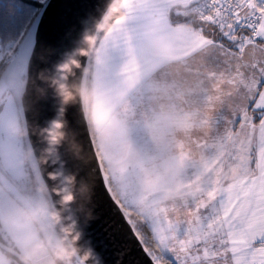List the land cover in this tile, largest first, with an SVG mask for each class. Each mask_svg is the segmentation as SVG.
Instances as JSON below:
<instances>
[{
  "label": "snow or ice",
  "instance_id": "obj_1",
  "mask_svg": "<svg viewBox=\"0 0 264 264\" xmlns=\"http://www.w3.org/2000/svg\"><path fill=\"white\" fill-rule=\"evenodd\" d=\"M99 5L0 0V93H26L37 54L54 60ZM103 22L82 107L125 245L111 259L91 223L94 252L102 264H264V0H118ZM21 119L22 103L0 108V264H50L29 219L50 224L45 198L22 191Z\"/></svg>",
  "mask_w": 264,
  "mask_h": 264
},
{
  "label": "water",
  "instance_id": "obj_2",
  "mask_svg": "<svg viewBox=\"0 0 264 264\" xmlns=\"http://www.w3.org/2000/svg\"><path fill=\"white\" fill-rule=\"evenodd\" d=\"M117 1L100 0L99 7L86 26L87 31L77 34L65 51L57 54L54 60L47 50L38 53L27 83L26 93L22 96L11 93L17 105L23 104V113L26 116V119H22L23 132L32 175L42 185L53 214L59 217L58 224L78 264H102L101 258L94 252L85 232V228L91 223L94 224L98 237L110 245L111 259H121L120 251L125 241L114 230L108 203L97 188L94 156L88 140L87 121L82 101L78 98L75 103L67 105L61 114L62 105L52 86V81L60 78L58 66L73 60L78 61L81 69L75 70V74L69 77L67 83L71 87L78 88L85 95V88L89 83L85 77H90L91 66H85L83 61L92 62L96 51L97 33L103 23V13ZM63 10V4H59L54 9L53 15L60 14ZM82 52H87V57L82 56ZM7 93V91L0 93V101ZM54 120L65 122L67 139L54 151L53 155L45 157L48 146L40 135V131L48 128ZM44 158L47 159L46 164L41 163ZM33 163L38 170V176L33 172ZM50 174L56 175L58 179L55 181L49 179ZM73 178L74 184L67 183V180ZM0 182L4 184L3 181ZM65 188L75 194V202L68 206H61L60 197L54 195L53 190ZM34 219L44 239L51 244L50 235L45 236V233H48V227H41L36 217ZM66 228H71L72 235L65 234ZM77 234L79 239L74 243L73 237Z\"/></svg>",
  "mask_w": 264,
  "mask_h": 264
},
{
  "label": "clouds",
  "instance_id": "obj_3",
  "mask_svg": "<svg viewBox=\"0 0 264 264\" xmlns=\"http://www.w3.org/2000/svg\"><path fill=\"white\" fill-rule=\"evenodd\" d=\"M82 56L87 57V52H82ZM81 69V64L78 61H70L58 66L57 71L61 73L59 80L52 81V86L55 88L56 94L62 105L61 114H63L67 105L75 103L79 98L81 101L84 100V94L78 88L69 86L67 83L69 77L75 74V70ZM63 81V82H61ZM66 124L63 120H54L48 128L40 131V135L43 137L44 142L47 144L45 150V157L54 154V151L59 148L67 139V133L65 132ZM42 164L47 163V159L41 160ZM49 179L55 181L58 177L54 174L49 175ZM74 178L67 180V183L74 184ZM54 195L60 197L61 206H68L75 202V194L69 191L67 188L62 190H53ZM53 219L59 222L58 216H53ZM66 235H72L71 228L64 229ZM79 239V234L73 237L75 243ZM63 254L62 252L60 253Z\"/></svg>",
  "mask_w": 264,
  "mask_h": 264
},
{
  "label": "rangeland",
  "instance_id": "obj_4",
  "mask_svg": "<svg viewBox=\"0 0 264 264\" xmlns=\"http://www.w3.org/2000/svg\"><path fill=\"white\" fill-rule=\"evenodd\" d=\"M96 51H97V49H96ZM96 51H95V55H96ZM95 55H94V58L92 60L93 64H94ZM92 75H93V69H92L91 76ZM10 99L14 103H16L15 98L13 97V95L8 92L4 96V98L0 101V108H2L3 106L7 105ZM20 125H21V127L23 129L22 119L20 121ZM19 139L24 142V156H23V164H22V166L26 169L25 178H26V181H27L26 185L22 186V191L26 190L27 192L39 194L40 196L45 198L46 206H47L48 212L50 213V215L48 217V219L50 220V224L47 226L48 227V233H55V235L58 237V240H57V239H54L50 235L51 243L54 245L55 252L57 251L58 255H60L63 259L67 260L68 264H76L75 262L70 260L69 250L67 249V246L65 244V240H64V238H63V236H62V234H61V232L59 230L57 221L53 219L54 214H53V211L51 209V206H50V203L48 201V198L46 196V193H45L43 187L40 184H38L33 179V176L31 174L30 167L28 165V162H29L28 160L29 159H28L27 148H26V143H25V138H24V132L23 131L19 133ZM3 165H4L3 158H0V172H1V174H4L3 173ZM0 184L7 191H9L6 188L5 184H2L1 182H0ZM61 252L63 253L62 255L60 254Z\"/></svg>",
  "mask_w": 264,
  "mask_h": 264
},
{
  "label": "trees",
  "instance_id": "obj_5",
  "mask_svg": "<svg viewBox=\"0 0 264 264\" xmlns=\"http://www.w3.org/2000/svg\"><path fill=\"white\" fill-rule=\"evenodd\" d=\"M116 3H118V1L116 2ZM113 15H115V13H113ZM110 22H111V17H109V20H108V24H110ZM107 31V24H105L104 22L102 23V25H101V27H100V30H99V33H104V32H106ZM94 55H95V53H94ZM93 58H94V56H93ZM93 60V59H92ZM91 73H92V67H91ZM91 73H90V77H91ZM88 86H89V83H88ZM29 161V160H28ZM28 165H29V167H30V163L28 162ZM30 171H31V168H30ZM31 174H32V172H31ZM33 176V175H32ZM33 179H34V177H33ZM35 180V179H34ZM36 181V180H35ZM37 182V181H36ZM38 183V182H37ZM38 184H40V183H38ZM41 185V184H40ZM6 186V185H5ZM42 186V185H41ZM6 188H7V186H6ZM8 189V188H7ZM57 224H58V222H57ZM58 227H59V230H60V232H61V234H62V236H63V233H62V230H61V228H60V226H59V224H58ZM42 234V233H41ZM43 236V235H42ZM63 238H64V236H63ZM64 240H65V238H64ZM65 244H66V246H67V249L69 250V257H70V260H72L73 262H75L76 264H77V261L75 260V258L73 257V255H72V253H71V250L69 249V247H68V245H67V243H66V241H65ZM49 245V248H50V250H51V252L54 254V257H55V259H56V264H68V261L67 260H65V259H63L60 255H58V253H57V251L55 252V249H54V245L51 243V244H48ZM8 256H9V258H10V260L12 261V263L13 264H29L28 262H26L25 260H23V258H21V259H19V260H17V261H13L12 260V258H11V253H9L8 254Z\"/></svg>",
  "mask_w": 264,
  "mask_h": 264
},
{
  "label": "crops",
  "instance_id": "obj_6",
  "mask_svg": "<svg viewBox=\"0 0 264 264\" xmlns=\"http://www.w3.org/2000/svg\"><path fill=\"white\" fill-rule=\"evenodd\" d=\"M98 55H99V52L96 51V55H95V59H94V64H95V63H98V61H97V59H96V57H97ZM0 192H3V193L7 196L9 191H7V190H6V189L0 184ZM29 219L31 220V222H32L33 224L36 225V227H37V233H38L41 237H43L42 234H41V232H40V230H39V228H38V225H37V223H36L34 217L31 216V215H29ZM37 251H46L48 254L50 253V254H52V255L54 256V254L51 252V250H50V248H49V245H48L47 241L44 239V237H43V239H42L41 246L37 249ZM23 260H25V261L28 262L29 264H32V261H31L30 259H28V258H23ZM5 264H13L12 261L10 260L9 256H8V259L5 261Z\"/></svg>",
  "mask_w": 264,
  "mask_h": 264
},
{
  "label": "built area",
  "instance_id": "obj_7",
  "mask_svg": "<svg viewBox=\"0 0 264 264\" xmlns=\"http://www.w3.org/2000/svg\"><path fill=\"white\" fill-rule=\"evenodd\" d=\"M49 255L51 256V261H50V264H56V260H55V257L49 253Z\"/></svg>",
  "mask_w": 264,
  "mask_h": 264
}]
</instances>
